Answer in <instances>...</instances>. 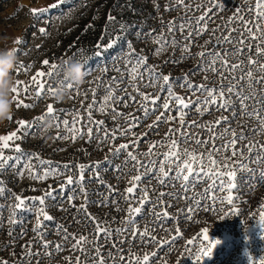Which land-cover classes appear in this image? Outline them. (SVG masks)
<instances>
[{
    "label": "rangeland",
    "instance_id": "374dc122",
    "mask_svg": "<svg viewBox=\"0 0 264 264\" xmlns=\"http://www.w3.org/2000/svg\"><path fill=\"white\" fill-rule=\"evenodd\" d=\"M96 0H64L62 5H57L55 8H50L49 12L41 19L37 20L31 12L32 7H48L55 3V0H0V49L16 48L20 49L16 52L17 62L12 70L14 82L17 79L30 83V78L37 70L43 69L48 71V68L42 64L44 59H49L51 62L60 65V68L51 77H45V92L42 98H37L36 87L29 88L28 93L25 94L23 86H21V98L34 106L28 109L15 107L13 104L12 120H6L0 123V135L7 134L9 131H17L19 128V119H28L30 122L35 121L39 128H33L31 132L21 131L18 135L24 137L20 141H12V144L21 143L24 155L17 163V154L11 149H6L5 154L12 156L13 159L5 165L4 169H0V187L5 191L0 192V260H8L10 264H70L65 257L72 258V264L75 262L76 257H80V264H88L96 259L95 248L92 243L95 237L94 230L89 227L90 221L85 217L83 212H79V206L84 203L80 194V189L83 187L87 189L88 212L96 216L101 221H107L111 234L108 237L97 238L100 245L101 254L105 256L107 264H130L129 257L143 256L145 253H155L153 259L150 257V264H197L194 260V254L198 247L207 241L203 240L201 235H198L202 228L207 227L209 234L213 239H219L218 243L213 250L212 255L204 258L200 264H249V253L254 257L255 264H259L260 258L264 257V227H261L258 221V215L261 211L260 205L264 204V185L255 184L253 189H250L247 184V177H244L240 187L236 190L237 196L235 199V206L241 209L239 214H233L223 219L219 217L223 211H228L227 202L222 205L217 201L216 211L208 210L209 202L206 200L203 209L195 208L194 213L191 214V219L185 217L183 211L179 209L185 208L192 202L186 200L183 195L179 199L174 197L165 196L163 199L171 206L168 207L170 216L165 219L163 224L156 222V217L152 213V204L146 202L143 209V215H138L136 223L141 231L147 226L156 241L147 240L141 242L137 239L133 242L128 237V233L120 234L115 231L123 226V218L127 215V202L123 199L122 195L127 187L131 186L130 179L132 175L137 172L133 170L134 163L130 162L121 169H117V164H122L126 158V151L130 150L137 153L146 152L154 140H160L168 131V128L174 127L177 132L180 131L178 124L179 117L177 116L176 107H172L167 115L176 116V121H166L158 124V130H153L148 127L155 120L159 112H151L148 117H144L143 110L140 108V97L130 86L129 72L130 64L128 63L129 57L125 54L129 51L128 41L132 42V46L136 49L138 54L148 57V65H156L164 74L171 73L170 80L172 87L177 94L191 98L193 103L189 104L185 109L187 115L186 121H196L198 124L207 123L218 119L222 115H229L219 108L218 105H209L208 111L203 115L200 114V108L195 104L196 99L205 94L202 92L189 91L187 87H182V75L190 73V78L194 84L205 83L209 85H218L220 83V76L211 71H200L197 67L200 58L198 56L182 55L184 54L183 44L187 41L185 36L187 31L168 32L167 22L175 19V23L179 24L181 18L196 17L201 14V10H196L195 7L186 10L184 7L177 5L176 0H140L146 6L145 13L149 14L142 18L140 24L129 23L123 33L119 34L121 39L111 49H106L104 55L98 58L93 55L96 51V45L90 51V55L80 51L78 47L79 38H86L89 25L92 23H85L82 25V20L85 14L88 13ZM227 7L223 10H216L215 14H210L211 22L209 29L215 28L218 25H223L228 16L234 10V5H238L243 0H225ZM254 3L255 0H249ZM119 5L115 6V11L122 8L123 3L119 0ZM186 4L196 5L205 4L207 0H185ZM171 6V7H170ZM144 12V11H143ZM142 12V14H143ZM163 21V23H162ZM116 24L118 21H115ZM93 25V24H92ZM45 27L46 32L40 33L39 28ZM231 27L237 29L241 28L240 22H235ZM94 30V29H93ZM92 30V31H93ZM163 33L166 44L157 45L156 41L159 39V34ZM225 33L223 27L215 33L212 37V42L207 44V48H217V50L227 49L229 59L236 62L237 57L233 56L231 49L237 44L240 39V32L232 33V40L229 43L221 42L220 45L216 44L215 38L220 37ZM173 36L176 43H172ZM212 36L211 32H204L200 35H193L191 52L193 54L201 51L205 47V41H209ZM17 37L22 38L23 43L17 42ZM92 38V36H90ZM162 47L164 50L157 55L155 49ZM85 55V56H84ZM247 53L241 55L239 59H246ZM70 57H76L87 61L86 66H91L92 71L86 74L83 82L74 83L72 89H68L61 81L64 79L62 72V62ZM207 59V57H205ZM175 61V63L173 62ZM27 67V71L23 69ZM107 67V71L103 69ZM219 67V64L217 65ZM16 69H21L17 72ZM236 75L240 74L237 69ZM121 77V79L113 83V77ZM145 76L147 73L145 72ZM208 79L205 80L204 77ZM140 83L139 81H137ZM225 73L224 84L235 83ZM147 83L145 80L141 83L142 91L149 94L160 96L157 102V107L163 103L168 93L161 91L159 88L144 87ZM111 86L117 90V95L127 100V106L119 101L116 102V111H112L111 107L107 111H100V104L103 102V97L106 94V89ZM63 87L66 91L65 98L61 101L55 100L54 96L49 95L47 88ZM96 90L95 99L96 105L93 112L94 120H103V126L90 124L87 119L88 105L93 103V92ZM79 93V94H78ZM86 94V96H85ZM130 94V95H129ZM13 95V94H12ZM131 95L137 96V102L130 99ZM53 103L54 108L57 110L55 117L46 114L48 103ZM67 109L62 112L60 110ZM76 110V112L73 111ZM163 111L162 108H160ZM79 112L83 116V120L78 123V127L86 128L93 127V139L89 141L87 136L78 137L75 141L70 138V133H67L62 120H72ZM117 112H122L125 115L117 116L114 120L113 116ZM129 114L137 118L138 122L129 120ZM44 116L43 122L36 120V117ZM56 117H60V126L57 127ZM243 122V123H242ZM128 123H135L134 131L136 136L132 137L130 134L125 136H117L113 141L103 140L104 131L111 132L117 125L120 128H127ZM255 120L247 116H237L231 122V126L237 132L244 130L247 135V140L238 142V147L247 144L248 140H256L264 143V134L249 132ZM51 126L47 129L46 125ZM217 131L223 129L215 126ZM228 127V125H224ZM186 133H191L201 139L208 138L207 129L192 126L190 124L183 128ZM61 136L68 135L69 139L57 138V134ZM141 133H147L141 136ZM131 139L138 141V145L133 147L130 145L128 150L121 152L119 155H114L115 147L125 143ZM231 139L230 136H225L224 140ZM222 140L217 139L216 144H222ZM181 147L196 149L198 151H206L211 149L212 145H197L192 138ZM166 146H158L154 149L156 152L166 151ZM32 153L39 154L33 156L31 160L32 166H35L39 172H42L43 167L48 166L51 168L59 167V172L64 175L57 174L50 176L47 180H35L28 174L25 165L28 164V155ZM223 153L221 148L220 152L215 153L217 158ZM230 154V152L228 153ZM249 154L244 152V157ZM49 161V165H42L40 161ZM142 162H146L149 157L139 155ZM100 161L99 167L95 166V162ZM84 163L85 179L83 183L78 180L79 169L73 165ZM64 164H69V169L65 171ZM250 167H264V165H250ZM18 169L24 172L23 177L19 175ZM99 172L97 177L95 172ZM144 171L143 168L140 169ZM71 174L76 179V182L71 185H66L61 188L60 184L65 183L66 175ZM156 174L149 176H142V183H138L137 188L147 187L149 196L153 202L156 201L159 192H179L180 182L166 181L164 186H161L156 180ZM255 183V182H253ZM111 185L116 192H112L108 188ZM207 187L205 183H198L195 186L196 192H202ZM51 191L52 196L46 198L45 210L53 217L51 221H44L40 228V234L44 239L49 241H58L63 247L61 251L56 252L52 249V255H46L50 249H45L40 243L39 236L34 228L36 226V214L34 211L21 210L20 213L14 217L19 222L17 224L9 223V217L12 214V206L15 203V196L21 195L26 197H34L44 195L45 192ZM111 193V195H109ZM75 194V199L70 204L68 197ZM217 196L226 195L220 193L218 190L215 193ZM189 195H192L189 192ZM106 199L107 203L101 205L100 199ZM199 198V197H198ZM112 201H116L115 204ZM135 206L137 200L135 196L130 201ZM37 203L35 207H39ZM117 206L122 209L117 211ZM160 207L156 211H160ZM255 214V215H252ZM44 218L41 217V220ZM57 225H62L67 229L68 233H75L77 238L79 235H86L88 232V242L85 243V251L73 249L71 245L75 242L71 238L64 240V234ZM245 225L248 227L245 228ZM177 227L180 230V236L177 237L175 243H172V237L176 236ZM164 240L167 244L161 245L157 241ZM193 240V244L189 245L187 241ZM34 241V243H32ZM26 243H32V250L35 252L39 249L40 254L28 256L24 255L28 251L24 247ZM119 249V251H118ZM114 258L110 259L108 254ZM124 257V261L120 257Z\"/></svg>",
    "mask_w": 264,
    "mask_h": 264
},
{
    "label": "snow or ice",
    "instance_id": "6c2138e0",
    "mask_svg": "<svg viewBox=\"0 0 264 264\" xmlns=\"http://www.w3.org/2000/svg\"><path fill=\"white\" fill-rule=\"evenodd\" d=\"M64 0H55L54 4H51L48 7H32L31 12L34 14L37 20L41 19L45 14H47L50 8H55L57 5H62ZM177 5L184 7L186 10H190L195 7L196 10H201V14L196 17H184L181 18L179 24L175 23V19L167 22L168 32H174L176 30L180 32L187 31L185 36L186 43L183 44L184 55L187 56H198L200 60L198 61L197 67L200 71L208 72L211 71L214 74L220 76V83L218 85H209L205 83L194 84L193 80L190 78V73H185L182 75L181 79L183 80L182 87H187L189 91L192 92H202L205 95L196 99L195 104L200 108V114L203 115L208 111L209 105H218L220 109L229 112V115H222L218 119L209 121L207 123L198 124L196 121H186L185 116L187 115L185 109L188 108L189 104L193 103L191 98H186L180 94H177L170 80L171 73L164 74L156 65H148V57L142 54H138L136 49L132 46V42L128 41L129 51L125 54L128 59V63L131 65L128 69L130 86L140 97V108L143 110L144 117H148L151 112H159V115H156L155 120L152 121L148 127L153 130H158V124L166 121H176L177 117L172 115H167V112L171 110L172 107H176L177 116L179 117L178 124L180 126V131L177 132V129L174 127H169L168 131L164 134V137L160 140H154L151 142L148 150L143 153H137L128 150L130 145L136 147L138 141L131 139L125 143H122L115 147L114 155H119L121 152L126 151V158L122 164H117L115 167L121 169L126 166L128 163H134L133 170L137 172L136 175H132L130 179L131 186L127 187L123 194L117 193L123 196L125 202H127V215L123 218V226L119 229H115L116 232L123 234L128 233L127 240L130 238L133 242L137 239L141 242H146L147 240L156 241V237L152 235L149 228L145 226L141 231L140 227L136 223V218L138 215H143V209L146 202L152 204V215L156 217V222L158 224H163L165 219H168L170 213L168 207L171 205L166 202L163 197L169 196L179 199L181 195L186 200L191 201L189 205H185V208L179 209L183 211L186 218L191 219V214L194 213L195 208L203 209L204 202L207 200L208 210L216 211L217 201L222 205L224 202H227L228 211H223V208L219 209L223 212V215L220 216V219L228 217L233 214H239L241 209L235 206V199L237 196V189L240 187V184L243 182L244 177H247L248 184L247 186L250 189L255 187V184L264 185V167H250V165H264V143H261L256 140H248L247 144H244L242 147H238V142H243L247 140V135L242 129L239 132L231 126V122L236 119L237 116H247L255 120L254 126L249 129V132H255L264 134V0H255L254 3H250L249 0H243L242 3L234 5V10L231 12V15L227 17L223 25H218L215 28L209 29V23L211 22L210 14H215L216 10H223L227 7L225 0H207V6L205 4H196L189 5L185 3V0H176ZM171 7V6H170ZM108 21H114L115 17L111 14L107 17ZM236 21L240 22L241 28L237 29L231 27ZM163 23V21H162ZM223 27L225 33H222L220 37H216L215 41L217 45H220L221 42L229 43L232 40L233 32H240V39L237 41V44L231 49L233 56L237 57L236 62H232L229 59V53L227 49L217 50V48H207L206 45L212 42V37H215V33ZM121 28H124V25H121ZM40 33H45L46 28L40 27ZM204 32H211L212 36L209 41H205V47L193 54L191 52L192 47V37L193 35H200ZM17 42L23 43L22 38L17 37ZM121 39L119 34L112 36L108 35L107 43H100L96 45V51L93 53L98 60L104 55L106 49H111L114 45L118 43ZM157 45L166 44L163 33L159 34V39L156 41ZM172 43L175 44L176 40L173 36ZM20 49L14 48L15 52H18ZM164 49L162 47H157L155 53L159 55ZM83 51V49H80ZM247 53L246 59H239L241 55ZM207 57V59H205ZM175 63V61H173ZM42 64L48 68V71L43 69L37 70L30 78V83L23 80L17 79L14 82L12 88V99L15 101V107L19 109L23 107L25 109L31 108L34 105L26 102L21 98V86H23V91L25 94L28 93L30 87H36V96L37 98H42L43 93L45 92V77H51L57 70L60 68V65L57 63L51 62L49 59H44ZM87 65V61H85ZM219 64V67L217 65ZM86 74L90 73L93 69L91 66H86ZM237 69L240 70V74L236 75ZM27 71V67L23 69ZM107 67L103 71H107ZM17 72L21 69H16ZM145 72L147 76H145ZM225 73L230 77L235 83H228L227 85L223 83L225 79ZM113 83L119 81L121 77H113ZM205 80L208 79L207 76L204 77ZM147 83L144 84V87H153L159 88L161 91H166L168 93L167 97L164 98L160 108L157 107V102L161 99L160 96L155 94H149L148 92L142 91L141 83L144 81ZM139 81L140 83H138ZM64 83L68 89L74 87L73 81L69 78L64 77L61 81ZM47 91L49 95L54 96L57 89L48 87ZM93 92V103L88 105L87 119L90 124H95L97 126H103V120H94L93 112L96 105L95 94L96 90L92 89ZM79 94V93H78ZM130 95V94H129ZM86 96V94H85ZM130 99L133 102H137V96L131 95ZM119 101L124 103L127 106V100L125 98L117 95V90L114 87L109 86L106 89V94L103 97V102L100 104V111H107L111 107L112 111H116V102ZM56 109L54 108L53 103H48L46 108L47 115H56ZM62 112L67 111V109L60 110ZM76 112L75 109H73ZM125 115L122 112H117L116 116H113L115 120L117 116ZM12 116L9 117V120H12ZM41 122L44 121V116H39L35 118ZM57 127L60 126V117H56ZM83 120V116L79 112L76 113V116L70 121L68 119H63L62 123L67 133H70V138L75 141L78 137L87 136L89 141L93 137V127L89 126L86 128L78 127V123ZM129 120L133 122H138L137 118L129 114ZM243 123V122H242ZM192 125L196 127H201L207 129L208 138L201 139L197 136H194L191 133H186L183 131V128L186 125ZM19 128L17 131H9L7 134L0 135V169H4L5 165L13 159L12 156L6 155L5 150L11 149L17 154L16 160L17 163L19 159L24 155V152L21 147V143L12 144V141H20L24 137L18 135V132L28 131L31 132L32 129L39 128L40 125H36L35 121H29L28 119H19L18 120ZM228 125V127H224ZM215 126L222 128V131H217ZM135 123H128L127 128H120L119 125L116 126L111 132L104 131L103 140H115L117 136L131 135L135 137L137 134L133 130ZM141 136L147 135V133H141ZM225 136H230L231 139L224 140ZM57 138L69 139L68 135L61 136L57 134ZM190 138L194 140L197 145H208L211 143L212 147L206 151H198L196 149H190L187 147H181L183 143H186ZM222 140V144L217 145L216 140ZM158 146H166V151L156 152L154 149ZM221 148L223 153L220 157L217 158L215 153L220 152ZM230 152V154H228ZM244 152H247L249 155L244 157ZM37 153H32L28 155V164L25 165V168L28 170L29 176L35 180H47L50 176H55L57 174L64 175V173L59 172V167L51 168L48 166L43 167L42 172H39L35 166H32L31 160L33 156H38ZM139 155L149 157L146 162H142L139 159ZM40 163L42 165H49L51 162L44 161L41 159ZM100 161L95 162V166L99 167ZM69 164H64L63 168L65 171L69 169ZM79 169L78 180L80 183H83L85 179V168L84 163L79 165H73ZM143 168L144 171L141 172L140 169ZM19 175L23 177L24 172L20 169L17 170ZM156 174V180L161 186H164L166 181H175L180 182V191L179 192H159L156 198V201L153 202L149 196V191L147 187L137 188L138 183H142V176H149ZM95 175L99 177L100 173L97 171ZM77 178H74L73 175H66L65 183L60 184V187L63 188L66 185H71L76 182ZM255 182V183H253ZM2 183V182H0ZM198 183H205L207 187L203 189L202 192H196L195 186ZM108 188L112 192H116L111 185H108ZM220 193H226V195L217 196L216 191ZM5 191L4 188L0 187V192ZM189 192L192 195H189ZM80 194L84 200L79 206V212H83L85 217L94 224L95 237L93 238V245L95 248V257L91 264H107L105 256L101 254L100 245L98 243L99 237L103 234V237H108L111 232L108 226L107 221H101L96 216L88 212V194L87 189L81 188ZM111 195V193H109ZM52 192H45L44 195L26 197L21 195L15 196V203L12 206V214L9 217V223L17 224L19 221L14 218L16 217L21 210L34 211L36 214V226L34 231L37 232L40 243L43 248L50 249L46 255H52V249L56 252L61 251L63 245L58 241H49L44 239V236L40 234V228L42 227L44 221H51L53 217L45 210V201L46 198H50ZM135 196L137 204L134 206L131 203V199ZM199 197V198H198ZM75 199V194L68 197V201L71 204ZM39 204V207H35V204ZM99 203L101 205L107 203L106 199H100ZM113 204L116 201H112ZM160 207V211H156V208ZM261 211L258 215V223L261 227H264V204L260 205ZM117 206V211H121ZM255 215V214H252ZM41 217L44 219L41 220ZM248 226L245 225V228ZM58 229H61L64 234V240L67 241L69 238L75 242L71 245L73 249H79L80 251H85V243L88 242V238L85 235H79L77 238L75 233H68L67 229L62 225H57ZM180 230L177 227L176 236L172 237V243H175L177 237H179ZM198 235L203 237L204 241H207V244H201L194 254V260L197 264H200L205 257L212 255L213 250L216 245L220 243L219 239H213L209 234V229L207 227L202 228ZM159 244H167V241L159 240ZM34 243V241L32 242ZM32 243H26L24 247L28 249L24 255L33 256L39 255V249L35 252L32 250ZM189 245L193 244V240L187 241ZM119 251V249H118ZM110 259L114 258L111 256V253L108 254ZM155 253H145L143 256H131L129 257L130 264H150V257L155 258ZM66 260L72 264L71 257H65ZM120 260L123 262L124 257L121 256ZM0 264H10L8 260H0ZM74 264H80V257L75 258ZM85 264H88L86 261ZM177 264H180L178 260ZM249 264H255V259L249 253ZM259 264H264V257L260 258Z\"/></svg>",
    "mask_w": 264,
    "mask_h": 264
},
{
    "label": "trees",
    "instance_id": "16d2710c",
    "mask_svg": "<svg viewBox=\"0 0 264 264\" xmlns=\"http://www.w3.org/2000/svg\"><path fill=\"white\" fill-rule=\"evenodd\" d=\"M121 2L123 3L122 8L115 11V6L120 4L119 0H96L88 13L85 14L82 25L85 23H92L93 25H89L87 37L79 38L77 45L79 49H83V53L86 56L90 55V51L97 41L107 43L108 35L115 36L121 34L127 30L126 26L129 23L140 24L144 15H149L145 13L146 6L140 0H121ZM109 14L115 17L114 21H108L107 17ZM115 21H118L120 24H116ZM122 24L124 25L123 29L121 28ZM89 227L94 230L92 222H90ZM87 233L84 232L85 236L88 235Z\"/></svg>",
    "mask_w": 264,
    "mask_h": 264
},
{
    "label": "clouds",
    "instance_id": "9594fccd",
    "mask_svg": "<svg viewBox=\"0 0 264 264\" xmlns=\"http://www.w3.org/2000/svg\"><path fill=\"white\" fill-rule=\"evenodd\" d=\"M17 62L14 48L0 49V123L9 120L13 115L12 88L14 78L12 70ZM62 72L64 77L75 83L83 82L86 77L85 62L83 59L70 57L62 62ZM54 95L55 100L61 101L65 98L66 91L63 87H57ZM51 125L45 126L47 129Z\"/></svg>",
    "mask_w": 264,
    "mask_h": 264
}]
</instances>
